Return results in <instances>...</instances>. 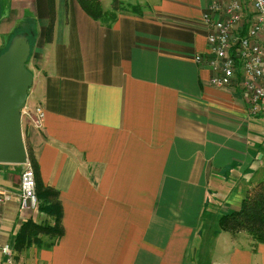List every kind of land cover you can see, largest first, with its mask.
Returning <instances> with one entry per match:
<instances>
[{
	"label": "crops",
	"instance_id": "obj_1",
	"mask_svg": "<svg viewBox=\"0 0 264 264\" xmlns=\"http://www.w3.org/2000/svg\"><path fill=\"white\" fill-rule=\"evenodd\" d=\"M145 2L119 0L106 25L78 0H0V48L30 43L25 106L45 116L38 128L22 115V138L63 226L51 244L32 228L53 216L20 208L23 166L0 162V264H264V240L218 224L264 179V111L195 60L204 11L228 0Z\"/></svg>",
	"mask_w": 264,
	"mask_h": 264
},
{
	"label": "built area",
	"instance_id": "obj_2",
	"mask_svg": "<svg viewBox=\"0 0 264 264\" xmlns=\"http://www.w3.org/2000/svg\"><path fill=\"white\" fill-rule=\"evenodd\" d=\"M202 18L208 24V51L195 60L210 69L209 82L215 86L241 89L251 113L264 111V0H228L213 2ZM35 127H42L45 111L41 105L21 108ZM19 173V206L23 210L38 208L35 173L28 156ZM8 198L0 191V204ZM9 251L7 246H2Z\"/></svg>",
	"mask_w": 264,
	"mask_h": 264
},
{
	"label": "trees",
	"instance_id": "obj_3",
	"mask_svg": "<svg viewBox=\"0 0 264 264\" xmlns=\"http://www.w3.org/2000/svg\"><path fill=\"white\" fill-rule=\"evenodd\" d=\"M82 8L93 18L100 20L106 25L110 24L116 17L119 0L112 1L111 9H104L100 0H78ZM135 8V6H133ZM53 15H51L49 24L45 30V40L49 41L51 37V28ZM0 48L2 52L5 48ZM27 65V61H26ZM28 158L32 163L35 179L36 192L39 198L38 208L53 216V223H32V228L41 230L50 234L54 239L50 244L56 241L63 233L61 223L62 206L58 198V190L51 186L45 185L40 177L39 165L31 149L28 150ZM30 221L27 220L21 227V232L26 228ZM31 223V222H30ZM220 228L231 232L235 235L238 231L243 230L250 235L253 244L264 240V179L258 180L249 188L238 209L223 212L218 217Z\"/></svg>",
	"mask_w": 264,
	"mask_h": 264
},
{
	"label": "water",
	"instance_id": "obj_4",
	"mask_svg": "<svg viewBox=\"0 0 264 264\" xmlns=\"http://www.w3.org/2000/svg\"><path fill=\"white\" fill-rule=\"evenodd\" d=\"M30 43L16 33L0 52V162L24 163L27 150L22 138L21 108L25 105L33 71L26 65Z\"/></svg>",
	"mask_w": 264,
	"mask_h": 264
},
{
	"label": "rangeland",
	"instance_id": "obj_5",
	"mask_svg": "<svg viewBox=\"0 0 264 264\" xmlns=\"http://www.w3.org/2000/svg\"><path fill=\"white\" fill-rule=\"evenodd\" d=\"M124 2H126L127 5H123V6L126 7V8H128V9H130V6L133 5V4H139V5H141V6H142V4H143V7H144L145 4H146L145 0H124ZM136 2H138V3H136ZM111 3H112V1H111ZM6 45H8V44H6ZM38 199H39V198H38ZM39 202H40V201H39ZM240 231H241V230H240Z\"/></svg>",
	"mask_w": 264,
	"mask_h": 264
}]
</instances>
